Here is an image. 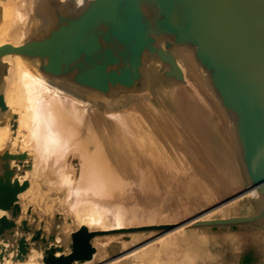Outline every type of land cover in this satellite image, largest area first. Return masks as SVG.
Returning a JSON list of instances; mask_svg holds the SVG:
<instances>
[{"label":"water","instance_id":"obj_1","mask_svg":"<svg viewBox=\"0 0 264 264\" xmlns=\"http://www.w3.org/2000/svg\"><path fill=\"white\" fill-rule=\"evenodd\" d=\"M27 2L17 38L0 43V130L10 137L0 143V264H175L147 257L175 236L171 253L190 254L193 264L186 243L242 228L253 246L241 264H264V0ZM11 63L73 112L63 116L73 135L59 166H37L25 145L22 109L6 100L8 88L21 89L18 78L8 84ZM80 151L98 153L132 186L143 185L152 157L168 160L182 184L165 199L193 210L163 221L161 199L146 198L157 191L149 182L138 202L93 176L87 184ZM67 155L79 161L77 180ZM233 203L236 213L226 208ZM149 206L156 216L123 220ZM92 210L111 228L80 221Z\"/></svg>","mask_w":264,"mask_h":264},{"label":"bare ground","instance_id":"obj_2","mask_svg":"<svg viewBox=\"0 0 264 264\" xmlns=\"http://www.w3.org/2000/svg\"><path fill=\"white\" fill-rule=\"evenodd\" d=\"M25 1L26 5L24 6H22L16 0H8L2 5L3 19L2 23L0 24V43L6 40L14 41L17 38L19 31V21L23 18L28 8V2L27 0ZM17 71L18 68L16 67V64L11 63L8 84L9 86H11V82L13 81V79L18 78L21 85L20 95L14 96L13 94L9 93L10 88H8L6 100L8 103L22 109V113L19 119V129L24 128L26 130L24 142L25 145L29 146L30 149L35 153L37 159L36 165L42 164L43 166H45L49 161H51L53 165L57 166L62 154L69 149L73 135L71 127L67 126L64 123L63 116H67V114L68 116H71L73 112L70 109L63 108L60 105V101L64 103L62 98L59 99V97L46 96L44 94L47 90L45 86L37 83L35 80L29 83L27 80L19 77ZM57 109L66 110L68 112L63 111L62 113ZM9 138V134L6 130H0V143L7 142ZM80 152L82 158L83 155H87V153L84 154V151ZM86 158L87 159L85 165L87 164L88 168L90 169V173L87 178V184L93 183L91 176L99 179V181H101L103 185H108L109 183L114 187L119 188L114 190H121L117 195V197L120 199L125 196H127L126 198L131 199L133 196V199L138 202L141 198H143L145 194L141 191L144 183H151L152 187L156 188L157 191L155 193L146 195V198L152 199V203L154 201L157 202L159 199H161L162 203L160 204L163 206V209L158 213V216L163 221L182 218L193 210L192 207L181 206L175 204L172 200L165 199L166 194L170 191H174L177 194V186H180L182 183L179 168L172 166L170 163H168V160L164 158L152 157L146 162L147 166L144 169V171L146 172V177H144V179L142 178V186H132L130 184H124L123 181L117 178L114 169L116 167L110 164L109 161L104 160L98 153H90L86 156ZM59 169L60 175H62V168ZM34 170L36 169L34 168ZM178 176L180 177L178 178ZM61 178L64 182L63 176H61ZM83 203L85 202L82 201V204ZM226 208L231 213H236L240 209L239 206L235 203L230 204ZM148 209H152V207L149 206V208L143 209H136L132 207L129 214L127 212H124V215L127 217H125L123 220L134 222V220L136 219H150L151 214L153 216H156V210L148 211ZM216 212L208 215L207 218L215 216ZM84 215L81 216V218L79 217L81 222L90 225H92L91 223H95L97 224V226L101 225L104 229L111 228L109 227L108 223L106 224V222H103L105 221L104 217L94 210H92L91 212H87ZM112 219L119 222L122 220V215H112ZM115 225L119 226L120 223ZM97 226L95 225L94 227ZM174 239L180 240L178 236H175L169 237L165 242L173 241ZM160 244L161 243H156L155 247L152 248L155 251L156 256L152 257L153 260L154 258L155 260L159 258L162 260L164 259V257H162L163 254L161 253V251H159ZM103 245L105 244L100 245V249H98V251L100 252L96 256V259H100L101 261L104 260L103 256H100ZM131 245L132 244L129 243L123 244L122 248L123 250H125L127 248H130ZM133 257L136 258V255H129L128 257H125V259ZM147 257L149 258V256ZM168 257L170 258V256ZM163 261L166 260L164 259ZM28 264H34V261H30ZM175 264H191V261L188 258L182 257V260L178 261Z\"/></svg>","mask_w":264,"mask_h":264},{"label":"rangeland","instance_id":"obj_3","mask_svg":"<svg viewBox=\"0 0 264 264\" xmlns=\"http://www.w3.org/2000/svg\"><path fill=\"white\" fill-rule=\"evenodd\" d=\"M66 165L68 168H72L74 170V177L77 180L79 177V161L75 157L67 155ZM79 198H82L79 199L80 203H82V201H86L87 199L86 196H82ZM206 198H209L208 194L205 195L204 199ZM87 201L89 200L87 199ZM107 223L108 222H106V224ZM91 224V226H97V224L95 223ZM182 234L183 236H187L190 239H194L196 237L194 232H189L187 234L185 232H182ZM203 234V239L199 243H197V245L190 246L189 243H186L184 245L183 249L190 250L194 255L193 264H241L246 251L250 250L251 246H253L251 242V231L245 228L206 231L203 232ZM179 241L180 240L177 239H174L173 241H167L163 243V249L162 245L160 244L159 251H161V253L163 254L162 257H164V259L167 261L169 260L175 263L182 260V257H184L190 259L192 264L193 259L191 260L192 257L190 254L185 253L181 255H174L171 253L170 245L175 246ZM148 256L149 259L152 257H156L153 249L152 254ZM168 256H170V258ZM148 263H152V260L148 261Z\"/></svg>","mask_w":264,"mask_h":264}]
</instances>
